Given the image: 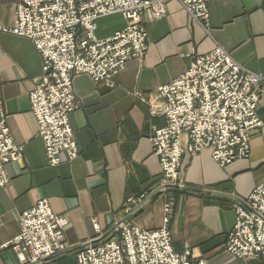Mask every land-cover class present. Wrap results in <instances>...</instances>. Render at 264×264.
Instances as JSON below:
<instances>
[{"label": "crops", "instance_id": "obj_1", "mask_svg": "<svg viewBox=\"0 0 264 264\" xmlns=\"http://www.w3.org/2000/svg\"><path fill=\"white\" fill-rule=\"evenodd\" d=\"M19 1L0 0V24L15 25ZM209 8L210 34L178 0H167L165 18L146 20V56L130 60L116 75L114 88L88 74L74 76L81 108L71 114L70 122L80 153L56 166L49 164L29 99L42 71L41 54L30 39L0 31V116L5 113L14 141L24 145L23 158L6 165L10 183L0 188V245L20 231L19 214L47 197L53 211L69 220L64 230L68 246L53 262L75 264L78 250L90 240H106L115 222L160 227L163 205L170 201L169 227L177 251L189 246L209 264H264L262 257L233 258L225 247L235 222L234 206L244 205L264 181V125L251 134L249 158L221 167L208 149L195 156L186 153L185 186L159 192L162 168L150 135L165 118L153 116L149 104L136 95L140 91L152 97L195 55L210 52L217 44L264 78V0H213ZM125 25L121 14L103 16L97 34L107 38ZM258 113L264 122V92ZM93 218L100 223V232L94 229ZM0 264H20L16 250L0 249Z\"/></svg>", "mask_w": 264, "mask_h": 264}, {"label": "built area", "instance_id": "obj_2", "mask_svg": "<svg viewBox=\"0 0 264 264\" xmlns=\"http://www.w3.org/2000/svg\"><path fill=\"white\" fill-rule=\"evenodd\" d=\"M192 20L210 34L213 0H178ZM121 14L126 25L112 36L100 38L98 20ZM168 14L167 0H20L15 25L0 24V31L30 39L42 57L41 74L29 92L31 110L38 123L51 166L79 156L70 116L81 108L73 80L88 74L109 88L132 59L142 61L148 51L146 20ZM264 78L233 58L220 44L197 54L185 70L152 97L136 92L165 124L150 135L153 152L162 168L159 192L185 186L182 158L211 152L221 167L251 155V134L264 125L258 113ZM184 137L186 142H184ZM24 145L16 143L4 112L0 116V188L10 183L6 165L19 162ZM131 200L133 198H130ZM235 222L226 249L233 258H264V181L254 187L245 204H236ZM172 204L163 205L162 225L146 228L132 222H115L109 237L92 240L76 254L75 264H209L189 246L177 251L169 227ZM20 231L0 245L16 250L20 264H54L67 248L64 230L69 220L56 214L47 197L19 214ZM2 221L0 219V226ZM95 230L101 231L97 218Z\"/></svg>", "mask_w": 264, "mask_h": 264}]
</instances>
